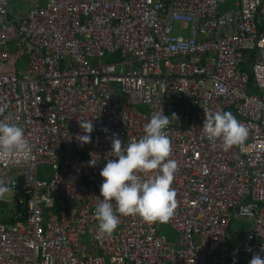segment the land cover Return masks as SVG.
<instances>
[{
	"label": "built area",
	"instance_id": "2783aa9c",
	"mask_svg": "<svg viewBox=\"0 0 264 264\" xmlns=\"http://www.w3.org/2000/svg\"><path fill=\"white\" fill-rule=\"evenodd\" d=\"M32 2L11 17L10 0H0V119L21 126L31 149L0 161V183L16 194L13 215L0 211V264L264 258V0ZM175 22L189 25L187 36ZM161 109L175 114L166 130L177 162L174 213L151 224L120 216L112 235L100 234L94 211L113 134L138 140ZM204 110L231 112L247 127L243 151L203 135ZM86 121L94 130L82 143ZM41 164L52 166L49 177ZM21 177L27 203L17 201ZM234 220L249 224L237 243Z\"/></svg>",
	"mask_w": 264,
	"mask_h": 264
},
{
	"label": "clouds",
	"instance_id": "9594fccd",
	"mask_svg": "<svg viewBox=\"0 0 264 264\" xmlns=\"http://www.w3.org/2000/svg\"><path fill=\"white\" fill-rule=\"evenodd\" d=\"M5 111L6 106L0 105V114ZM204 114L201 129L210 142L220 141L225 152L233 147L244 150L248 129L231 112L204 110ZM171 117L166 116L162 109L153 113L144 125V135L127 144L113 134L111 153L115 158L107 160L100 171L103 180L100 194L96 197L99 202L94 215L98 233L112 235L120 216L138 215L149 224L165 223L172 217L176 207L172 183L177 162L169 159L172 148L166 130ZM80 126L84 135L78 139L82 143L90 142V134L94 130L92 121L80 123ZM30 150L23 128L6 118L0 119V161H12L17 153ZM88 165L94 167L96 161L91 159ZM153 171L156 172L154 177L151 175ZM142 176L148 178L143 179ZM8 191V186L0 183V199ZM250 264H264V258L254 255Z\"/></svg>",
	"mask_w": 264,
	"mask_h": 264
},
{
	"label": "rangeland",
	"instance_id": "374dc122",
	"mask_svg": "<svg viewBox=\"0 0 264 264\" xmlns=\"http://www.w3.org/2000/svg\"><path fill=\"white\" fill-rule=\"evenodd\" d=\"M232 0H229L227 3V6L232 5ZM43 2H47V0H43ZM34 2L32 0H10L11 4V17H17L21 16L26 10L29 9L30 5H32ZM175 32L182 33L183 35L187 36L189 33V25L188 24H182L175 22L174 24ZM128 58L134 59V56L130 53ZM257 88L256 86L251 83L249 86V93H256ZM39 172L40 176L45 178L49 177L52 172V166L49 164H41L39 166ZM15 193H13L10 189L8 193H6L5 197L3 199H0L1 203V209L6 215H13L14 210V201H15ZM1 212H0V219H1ZM249 228V224L242 221L234 220L231 225L230 229V238L237 237L238 234H243L247 229ZM170 240H175L177 237V233L168 225H165L163 228ZM88 239H85V241Z\"/></svg>",
	"mask_w": 264,
	"mask_h": 264
},
{
	"label": "water",
	"instance_id": "95a60500",
	"mask_svg": "<svg viewBox=\"0 0 264 264\" xmlns=\"http://www.w3.org/2000/svg\"><path fill=\"white\" fill-rule=\"evenodd\" d=\"M20 196H25L26 197V203L28 202V200H29V196L25 193V188H24V178L23 177H21L20 179H19V185H18V187H17V197H18V199H17V201H19V197ZM5 220H10V217H6L5 218Z\"/></svg>",
	"mask_w": 264,
	"mask_h": 264
},
{
	"label": "trees",
	"instance_id": "16d2710c",
	"mask_svg": "<svg viewBox=\"0 0 264 264\" xmlns=\"http://www.w3.org/2000/svg\"><path fill=\"white\" fill-rule=\"evenodd\" d=\"M247 64L244 66V69H247ZM0 209H1V203H0ZM233 242H236L237 243V237L235 236L234 238L232 237L231 238Z\"/></svg>",
	"mask_w": 264,
	"mask_h": 264
},
{
	"label": "crops",
	"instance_id": "0c3cea01",
	"mask_svg": "<svg viewBox=\"0 0 264 264\" xmlns=\"http://www.w3.org/2000/svg\"><path fill=\"white\" fill-rule=\"evenodd\" d=\"M43 2V0H41ZM43 3H46V2H43ZM31 6V5H30ZM30 8V7H29ZM3 218H1L0 220H2Z\"/></svg>",
	"mask_w": 264,
	"mask_h": 264
}]
</instances>
